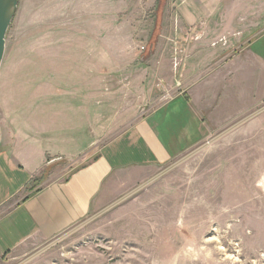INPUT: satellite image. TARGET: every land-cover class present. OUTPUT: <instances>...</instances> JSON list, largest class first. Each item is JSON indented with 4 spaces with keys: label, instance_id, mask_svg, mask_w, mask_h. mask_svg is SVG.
Instances as JSON below:
<instances>
[{
    "label": "rangeland",
    "instance_id": "obj_1",
    "mask_svg": "<svg viewBox=\"0 0 264 264\" xmlns=\"http://www.w3.org/2000/svg\"><path fill=\"white\" fill-rule=\"evenodd\" d=\"M173 7L171 0L20 1L0 71V125L13 91H29L38 112L50 84L64 89L58 148L67 156L79 147V124L94 134L95 109L98 147L113 124L123 128L180 93L209 129L157 171L115 176L97 212L0 254V264H264V0H229L210 34L178 32ZM171 110L191 111L171 101L157 117L165 121Z\"/></svg>",
    "mask_w": 264,
    "mask_h": 264
},
{
    "label": "crops",
    "instance_id": "obj_2",
    "mask_svg": "<svg viewBox=\"0 0 264 264\" xmlns=\"http://www.w3.org/2000/svg\"><path fill=\"white\" fill-rule=\"evenodd\" d=\"M171 1L179 21L178 32L194 33L202 27L210 34L218 30L210 22L229 0ZM197 55L195 51L194 58ZM55 76L61 79L59 74ZM90 92L97 95L98 89ZM63 93L60 87L50 84L43 87L38 95L42 96L38 112L28 98L29 91L27 95L19 90L12 93L7 118L0 125V254L13 253L30 241L57 236L106 204L115 176L125 171H157L204 139L205 129H209L205 120L194 112L192 99L180 93L160 108L171 101L177 104L184 100L191 111H178L172 116L173 109L165 121H160L158 108L146 117L122 120L127 122L123 128L119 127L121 121L113 124L98 147L95 145L99 144L100 125L95 109L89 129L94 128L96 134L84 131L87 127L79 124L76 127L81 130L79 147L67 156L58 148V132L65 131L67 125ZM51 134L53 138L49 137ZM93 146L98 151L94 152ZM87 149L89 156L79 167L76 161ZM64 159L68 161L66 166L54 167L51 173L40 177L47 166ZM32 182L36 187L31 189Z\"/></svg>",
    "mask_w": 264,
    "mask_h": 264
},
{
    "label": "water",
    "instance_id": "obj_3",
    "mask_svg": "<svg viewBox=\"0 0 264 264\" xmlns=\"http://www.w3.org/2000/svg\"><path fill=\"white\" fill-rule=\"evenodd\" d=\"M21 0H0V71L6 53L7 33Z\"/></svg>",
    "mask_w": 264,
    "mask_h": 264
}]
</instances>
